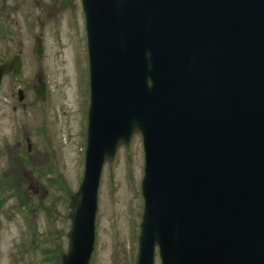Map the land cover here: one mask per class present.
Wrapping results in <instances>:
<instances>
[{
    "label": "water",
    "instance_id": "water-1",
    "mask_svg": "<svg viewBox=\"0 0 264 264\" xmlns=\"http://www.w3.org/2000/svg\"><path fill=\"white\" fill-rule=\"evenodd\" d=\"M85 174L63 264H89L105 160L144 149L136 264H264V0H82ZM41 39L35 54L41 57ZM0 66L2 77L22 64ZM34 90L45 101L41 73ZM22 95L20 96V100Z\"/></svg>",
    "mask_w": 264,
    "mask_h": 264
},
{
    "label": "rangeland",
    "instance_id": "rangeland-1",
    "mask_svg": "<svg viewBox=\"0 0 264 264\" xmlns=\"http://www.w3.org/2000/svg\"><path fill=\"white\" fill-rule=\"evenodd\" d=\"M86 50L81 0H0V64L14 53L22 64L0 86V264H62L67 252L68 202L84 171ZM41 72L43 103L34 94ZM143 165L139 133L103 164L90 264H135ZM11 177L17 188H2ZM153 262L161 264L157 252Z\"/></svg>",
    "mask_w": 264,
    "mask_h": 264
},
{
    "label": "flooded vegetation",
    "instance_id": "flooded-vegetation-1",
    "mask_svg": "<svg viewBox=\"0 0 264 264\" xmlns=\"http://www.w3.org/2000/svg\"><path fill=\"white\" fill-rule=\"evenodd\" d=\"M65 2V0H61V3L63 4ZM59 9V8H58Z\"/></svg>",
    "mask_w": 264,
    "mask_h": 264
}]
</instances>
